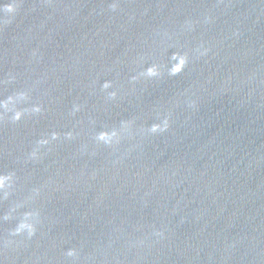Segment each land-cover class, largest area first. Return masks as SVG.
I'll use <instances>...</instances> for the list:
<instances>
[{
	"label": "water",
	"instance_id": "water-1",
	"mask_svg": "<svg viewBox=\"0 0 264 264\" xmlns=\"http://www.w3.org/2000/svg\"><path fill=\"white\" fill-rule=\"evenodd\" d=\"M0 264H264V0H0Z\"/></svg>",
	"mask_w": 264,
	"mask_h": 264
}]
</instances>
